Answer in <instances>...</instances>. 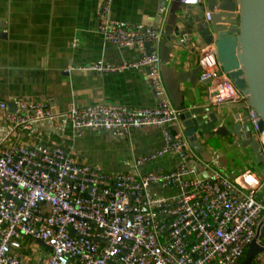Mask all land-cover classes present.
I'll return each instance as SVG.
<instances>
[{
    "label": "built area",
    "instance_id": "1",
    "mask_svg": "<svg viewBox=\"0 0 264 264\" xmlns=\"http://www.w3.org/2000/svg\"><path fill=\"white\" fill-rule=\"evenodd\" d=\"M103 9L100 30L105 41L139 52L133 62H103L80 71L117 74L131 69L148 72L158 105L73 107L60 118L74 130L111 131L126 137L133 129L161 128L164 146L138 159L136 172L112 175L80 163L62 146H13L0 154V264H29L23 259L25 238L49 248L45 264H240L257 239L264 248V179L247 171L229 179L212 168L198 177L196 156L178 130L181 112L171 103L160 73V55L151 49L162 33L143 24L110 20ZM200 7L207 0H179ZM206 21L211 14L206 12ZM200 52V80L214 94L211 106L242 105L250 131L264 151L260 115L224 73L216 44ZM13 110V130L32 132L40 122L58 116L46 102L16 98L0 103ZM171 128V129H170ZM179 166L169 172L142 174L140 167L169 154ZM216 165V162L214 163ZM179 190L171 200L152 187ZM41 245V244H40ZM250 264H264V251Z\"/></svg>",
    "mask_w": 264,
    "mask_h": 264
},
{
    "label": "crops",
    "instance_id": "2",
    "mask_svg": "<svg viewBox=\"0 0 264 264\" xmlns=\"http://www.w3.org/2000/svg\"><path fill=\"white\" fill-rule=\"evenodd\" d=\"M160 1L112 0L107 17L154 28ZM175 2L178 0H167L168 10ZM106 5L107 0H0V103L16 98L46 102L58 116L52 123H37L32 132H27L12 129V109L0 111V154L13 146L59 145L73 152L80 163L112 175H129L137 171L138 159L164 146L161 128L133 129L128 136L120 137L104 130L77 131L70 124L62 123L60 117L73 107L120 104L147 108L158 105L159 98L144 69L106 75L80 71L81 67L99 62L130 63L139 56L135 48H121L105 41L100 22ZM203 5L207 7V2ZM166 21L165 16L158 29L161 39L151 49L160 55V73L167 95L175 107L183 110L208 107L214 95L210 84L200 80L194 87L179 80L186 74L187 80L197 82L194 71H200V52L205 46L193 34L192 45L176 48L164 36ZM198 76L201 78V73ZM235 107L222 105L211 106V109L218 116L231 117L236 125H241L246 121V112ZM178 130L186 137L181 121ZM236 142V138L230 140L221 136L203 142L207 154L203 155L202 151L201 154L208 160H202L189 145V154L197 159L194 167L198 177H207L212 168L231 180L247 171L252 172L238 159L243 149L252 153L256 162L264 164L249 147ZM179 163L178 155L173 153L142 165L140 172H169ZM152 190L170 200L179 193L174 188L153 186ZM21 244L26 262L46 263L49 249L28 238ZM36 247L42 249L41 252L37 253Z\"/></svg>",
    "mask_w": 264,
    "mask_h": 264
},
{
    "label": "water",
    "instance_id": "3",
    "mask_svg": "<svg viewBox=\"0 0 264 264\" xmlns=\"http://www.w3.org/2000/svg\"><path fill=\"white\" fill-rule=\"evenodd\" d=\"M178 3L179 6L173 4L168 10L167 0L160 1L154 29H159L160 23L166 16L164 36L176 48L192 45L193 34L203 45L215 43L219 65L246 97L248 105L260 115L262 121L259 131L262 133L264 131V0H207V7L183 6L179 0ZM206 12L211 14L210 23L206 21ZM202 44L199 43L198 47L201 48ZM199 70L194 71L197 82L187 80L186 74L184 77H179L180 82L187 81L193 86L197 85L200 82L198 75L201 69ZM235 108L245 111L242 105ZM177 109L181 112L180 121L185 128L190 147L202 157V160H208L203 156L207 154L203 142L221 136L226 139L236 138L237 144L240 143L245 148L250 147L258 160L264 162V151L256 135L250 131L247 120L242 123L243 125H235L230 130L224 123L228 117L218 116L211 109V105L205 108ZM257 239L249 246L240 264H250L257 254L264 251V248L257 243ZM38 243L44 246L41 242Z\"/></svg>",
    "mask_w": 264,
    "mask_h": 264
},
{
    "label": "rangeland",
    "instance_id": "4",
    "mask_svg": "<svg viewBox=\"0 0 264 264\" xmlns=\"http://www.w3.org/2000/svg\"><path fill=\"white\" fill-rule=\"evenodd\" d=\"M175 5L177 7L179 6V3L175 2ZM174 11L176 10L174 9ZM224 123L230 130L236 125L235 121L231 117L226 118ZM247 154H249V159L247 158ZM238 159L240 160L241 164H243V167H245V169H251L252 172H258L261 175V177L264 179V164H259L258 162H256L252 153L246 151V149H243L241 150ZM259 197L261 199H264V189L261 190ZM263 242H264V236H263ZM36 250H37L36 252L39 253L41 252L42 249L36 247Z\"/></svg>",
    "mask_w": 264,
    "mask_h": 264
},
{
    "label": "flooded vegetation",
    "instance_id": "5",
    "mask_svg": "<svg viewBox=\"0 0 264 264\" xmlns=\"http://www.w3.org/2000/svg\"><path fill=\"white\" fill-rule=\"evenodd\" d=\"M222 69V68H221ZM223 71V70H222ZM224 72V71H223Z\"/></svg>",
    "mask_w": 264,
    "mask_h": 264
}]
</instances>
